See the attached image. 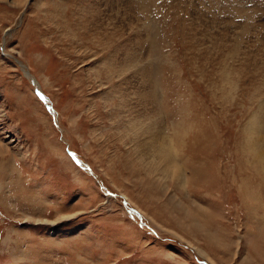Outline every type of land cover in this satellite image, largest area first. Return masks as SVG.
<instances>
[{
  "label": "rangeland",
  "instance_id": "rangeland-1",
  "mask_svg": "<svg viewBox=\"0 0 264 264\" xmlns=\"http://www.w3.org/2000/svg\"><path fill=\"white\" fill-rule=\"evenodd\" d=\"M0 264H264V0H0Z\"/></svg>",
  "mask_w": 264,
  "mask_h": 264
},
{
  "label": "bare ground",
  "instance_id": "bare-ground-1",
  "mask_svg": "<svg viewBox=\"0 0 264 264\" xmlns=\"http://www.w3.org/2000/svg\"><path fill=\"white\" fill-rule=\"evenodd\" d=\"M207 2V1H206ZM209 2V1H208ZM240 2V1H239ZM251 2V1H250ZM226 7V6H225ZM233 12V11H232ZM230 15V14H229ZM233 16V15H232ZM247 20V19H246ZM128 55V54H127ZM125 65H130L132 64V60L129 58V57H125ZM145 66V65H144ZM142 66V68H140V72L143 73V76H146L147 77V74L149 73L148 72V67H144ZM22 68V66H21ZM23 70L25 71V69L23 68ZM111 70V69H110ZM27 74V72H25ZM110 73V72H108ZM30 78V80L32 82H34V79L32 78V76H28ZM148 96L146 95V98ZM144 98H145V95H144ZM256 119H255V123H256ZM179 125V124H178ZM182 125V123H181ZM132 127H133V124H132ZM128 128V131H125L126 132V135L125 136H129L131 138V136L135 135V140L138 139V137L140 138V134H139V130H136L135 128ZM127 129V128H126ZM135 129V130H134ZM153 130V129H152ZM155 130V129H154ZM149 128H147V130L145 131V133H149ZM153 132V131H152ZM151 132V133H152ZM144 133V134H145ZM143 134V133H142ZM157 134V133H155ZM131 135V136H130ZM153 135V134H152ZM155 136V135H154ZM132 139V138H131ZM146 144V143H145ZM152 143H150V146L148 145H142L143 149H145V151L149 150V149H152ZM176 149V148H175ZM175 149H174V146L173 144H171L170 142L168 143H165V142H162L161 144H159L157 147H156V151H155V155L158 156L159 160H160V164L161 166H163V169L160 170V171H164V172H167L168 174H171V175H176L178 174V169H177V162H176V152H175ZM157 158V157H156ZM159 167V166H158ZM157 168V167H156Z\"/></svg>",
  "mask_w": 264,
  "mask_h": 264
}]
</instances>
